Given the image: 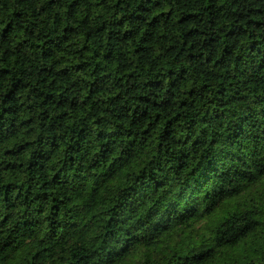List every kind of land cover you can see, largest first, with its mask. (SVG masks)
I'll list each match as a JSON object with an SVG mask.
<instances>
[{"label": "trees", "instance_id": "16d2710c", "mask_svg": "<svg viewBox=\"0 0 264 264\" xmlns=\"http://www.w3.org/2000/svg\"><path fill=\"white\" fill-rule=\"evenodd\" d=\"M0 264H264V0H0Z\"/></svg>", "mask_w": 264, "mask_h": 264}]
</instances>
